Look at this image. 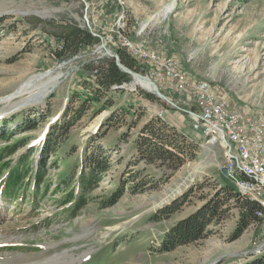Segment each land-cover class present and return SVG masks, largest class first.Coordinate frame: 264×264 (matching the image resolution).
Listing matches in <instances>:
<instances>
[{"label": "rangeland", "instance_id": "374dc122", "mask_svg": "<svg viewBox=\"0 0 264 264\" xmlns=\"http://www.w3.org/2000/svg\"><path fill=\"white\" fill-rule=\"evenodd\" d=\"M34 10L51 14L24 15ZM0 20V264H42L62 254L74 260L84 253L90 254L73 264H245L264 254L257 247L264 241V219L233 238L239 211L231 197L221 208L226 217L208 226L206 237L157 251L176 222L221 201L220 188L233 185L217 166L228 158L217 135L209 134L218 146L212 148L199 130H191L188 112H198L193 102L152 75V60L122 47L130 40L158 61L171 58L191 81L207 80L228 107L264 119V0H0ZM66 22L99 35L112 53L125 51L137 73L174 105L154 95L165 106L150 100L151 93L130 76V86L111 93V109L92 102L71 122L79 95H87L81 83L92 80L87 64L112 58L98 49L99 40L58 62L53 35ZM162 67L174 71V65ZM48 71L60 75L56 86L20 106L27 94H12ZM122 108L134 114L124 116ZM116 109L120 114L111 118ZM157 115L199 147L172 175L143 162L134 165L137 134ZM98 147L106 153L99 154L90 185L88 157ZM136 172L150 181L142 194L130 191ZM168 209L175 210L166 215Z\"/></svg>", "mask_w": 264, "mask_h": 264}, {"label": "trees", "instance_id": "16d2710c", "mask_svg": "<svg viewBox=\"0 0 264 264\" xmlns=\"http://www.w3.org/2000/svg\"><path fill=\"white\" fill-rule=\"evenodd\" d=\"M60 28L61 31L53 35L59 42V45L56 49L52 50V55L58 62L68 60L78 55L83 49L93 48L99 44L98 38L93 37L85 28L80 27L76 23L72 24L66 22L61 24ZM117 54L120 62L125 67L139 72L136 61L129 57L125 51L117 49ZM94 62L86 66V68L89 69V77L92 78V80L91 82L83 81L81 83L84 91H87V95L84 96L85 98L79 95V107L72 109L73 111L70 112L72 115L71 122L78 121L82 116L81 110L84 111V108L88 110L92 102H95L102 109H111L114 106L111 93L113 91H120L124 85L130 86L132 84L130 76L121 72L113 59ZM147 96L150 100L164 105V103L160 102L153 95L147 94ZM120 112L124 116H132L134 114V112L133 114L130 113L129 109L123 108ZM120 112L116 109L111 118L120 114ZM158 117L147 121L139 130L137 139L133 144V148L138 155L134 165L143 162L145 165L169 170L172 175L179 170L186 161H190L195 157L196 153L199 151V147L197 144L190 141L184 134L176 131V129L170 125H167L161 117ZM106 124H108V122ZM67 126H69V124H67ZM104 153L106 152H104L101 147H98V151L92 152L88 157V177H90V185L93 180H95L96 168L99 165V154ZM8 154H12V151L9 150ZM83 173H85V170H83L80 175ZM130 178V191L135 194L144 193L145 191L142 190V188L150 185L148 176L142 178L141 172H136ZM14 180H18V177H15ZM148 189H154V187H149ZM220 194L223 196L221 201L213 200L195 214L179 220L167 230L160 240L157 251L160 253L170 252L179 245H185L206 237L208 233V231H206L207 227L226 217V209L221 208L225 206L228 197H231L230 199L235 201V206L239 211L238 222L233 233V238L239 237L251 224L263 222L264 217L260 214L264 215V209L256 202L241 199L233 186H222L220 188ZM111 198L112 201L115 202L114 195H112ZM175 209H168L167 212L165 211L166 215L171 214ZM245 264H264V254L259 257H253V259Z\"/></svg>", "mask_w": 264, "mask_h": 264}, {"label": "built area", "instance_id": "2783aa9c", "mask_svg": "<svg viewBox=\"0 0 264 264\" xmlns=\"http://www.w3.org/2000/svg\"><path fill=\"white\" fill-rule=\"evenodd\" d=\"M124 49L133 56L143 54L147 58H152V52L139 51L138 48L132 46L130 40L129 45H126ZM161 65H174V72L161 73ZM152 75L159 77L158 79L165 82L168 87H173L179 94L184 95L186 101L193 102L198 112L197 116L191 117V130H199V134L203 140L209 143V146L218 147L213 145L212 137H209V130H218V133L223 137L225 151H229L231 154L232 150L226 148V137L238 138V150L241 151L242 162H236V164H243L248 175H253V185L242 184V186L258 189L260 192V184H264V182L257 179V171L251 167V158L260 159L264 171V126L262 118L248 111L247 114H239L234 107H228L225 98L215 94L207 80L206 82L191 81L171 58H167V61L155 59ZM214 119H223L224 127H214ZM240 124H247V132H240ZM222 162L217 166L221 173L225 174L222 170ZM230 180L240 182L237 175L230 174ZM261 195L264 194L261 193ZM257 247L263 248V246Z\"/></svg>", "mask_w": 264, "mask_h": 264}, {"label": "bare ground", "instance_id": "6f19581e", "mask_svg": "<svg viewBox=\"0 0 264 264\" xmlns=\"http://www.w3.org/2000/svg\"><path fill=\"white\" fill-rule=\"evenodd\" d=\"M169 10V9H167ZM24 15L28 13L35 14L36 16H40V18H46L51 13L48 11H40L37 12V10L34 11H24ZM18 14H21V12H17ZM50 17V16H49ZM127 44L126 42L122 43V47L124 48ZM137 48V47H135ZM100 50V48H98ZM102 50V49H101ZM139 51H146L144 49L138 48ZM137 58L139 57L141 60L148 61L152 60L155 64V59H157L153 54L152 58H147V56H144L143 54H136ZM138 58V59H139ZM161 73H170L174 72L173 70L168 68H163L161 65ZM51 71L45 72L43 74L34 75L29 78V81H26L24 85H22L17 91H15L12 94V97H21L23 95H26V97H23L20 103V106H27L32 104L33 102L39 101L40 97H43L47 92L50 91V89L54 88L56 84L58 83V80L60 78V75H55L54 77L50 76ZM43 79H46L45 81ZM137 84H139L141 87H143L145 90L150 91L152 87L147 83L146 80L139 79L137 77L133 78ZM39 99V100H38ZM246 114V113H245ZM158 116V115H157ZM160 116V115H159ZM263 126H264V119L262 118ZM214 127H224V120L223 119H214ZM240 132H247V124H240ZM214 133L217 135V137L220 139L221 144L223 145V137L218 133V130H209V134ZM226 148L232 150V154L227 151V160L222 163V170H224L225 174H223L226 178L230 180V174L231 175H237V179H240L239 181H231L237 195L241 199H247L253 202L258 203L263 209H264V184H260V192L258 189H252L245 186H242V184L246 185H253V175H248V172L246 168H244L243 164H236V162H242V154L241 151L238 150V138L235 137H226ZM251 167L255 171H257V179H261V181L264 182V171H263V164L261 163L260 159L258 158H251ZM220 170V169H219ZM221 173V171H220ZM222 174V173H221ZM247 177V178H246ZM246 178V179H245ZM78 239V238H77ZM260 246H263L264 248V241L263 244ZM259 248V249H263ZM90 253H84L79 258L72 260L70 256L62 254L61 256L53 257L50 260H46L42 264H73L77 261L85 260L87 256H89ZM69 257V260L65 261L63 260V263L61 260L65 257ZM253 258V256H251ZM7 261V260H6ZM10 264V263H5Z\"/></svg>", "mask_w": 264, "mask_h": 264}, {"label": "water", "instance_id": "95a60500", "mask_svg": "<svg viewBox=\"0 0 264 264\" xmlns=\"http://www.w3.org/2000/svg\"><path fill=\"white\" fill-rule=\"evenodd\" d=\"M28 14H32V13H28ZM33 15H35V14H33ZM38 17H39V16H38ZM85 19H86L85 22L88 23L87 18H85ZM88 32H89L93 37H96V38H98V39L101 41V44H100V46H99L98 48L104 50V54L107 55L108 57H110V58H112V59L114 60L116 66L118 67V69H119L121 72H123V73L126 74V75L131 76L132 79L135 78V77H137V78H139V79L146 80L147 83L152 87V89L149 91V93H151L152 95L156 96L157 98H159V99L162 100V101H165V102H167V103H170L171 105H174V104H173V103H172V102H171L166 96H164V95L158 90L157 86L155 85V83H154L151 79H149L147 76H142V75L138 74L137 72L132 71V70L128 69L127 67H125V66L120 62L119 56H118L116 53H112L110 50H108V49L105 47L104 43H102V38H101L99 35L93 33L90 29H88ZM188 113H189L191 116H193V115H194V116H197L196 114H193V113H191V112H188Z\"/></svg>", "mask_w": 264, "mask_h": 264}]
</instances>
